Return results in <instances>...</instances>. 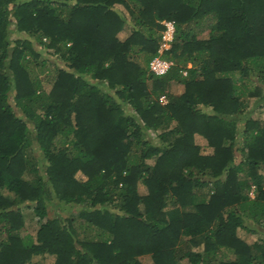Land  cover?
<instances>
[{
    "label": "trees",
    "instance_id": "1",
    "mask_svg": "<svg viewBox=\"0 0 264 264\" xmlns=\"http://www.w3.org/2000/svg\"><path fill=\"white\" fill-rule=\"evenodd\" d=\"M261 105L264 0H0V264H264Z\"/></svg>",
    "mask_w": 264,
    "mask_h": 264
},
{
    "label": "rangeland",
    "instance_id": "2",
    "mask_svg": "<svg viewBox=\"0 0 264 264\" xmlns=\"http://www.w3.org/2000/svg\"><path fill=\"white\" fill-rule=\"evenodd\" d=\"M11 20H12V22L9 25L10 36L12 38H16L17 36H20V33L18 34V32H17V25H16V22H15L14 16H11ZM126 26H130V25L127 24ZM126 32H129V30H126ZM126 32H123L122 35H124ZM43 56H50V55H47V51H44ZM53 58H55V57H53ZM53 68H55V64H54L53 59L51 61L48 59V61L46 62V65L44 67H38L37 68L38 70H41L40 73L42 74V76L44 78L43 80H44V83H45V87L47 89H49L51 87V84L49 83L50 81H48L49 78H50V76L48 74L51 73L50 70L51 69L53 70ZM253 83L254 82L246 81V85H248L250 87L254 86ZM172 90L176 91V92H179L181 90L180 84L178 85L177 82H173ZM10 100L14 101L13 94L10 95ZM255 102H256L255 98H250L249 99L248 110H250L255 105ZM262 106H264V105L255 107V111L261 112L262 109L260 107H262ZM123 108L127 109L126 106H124V105H123ZM254 113L257 114L256 112H254ZM160 131H161V129H158L156 131H154V130L151 131L150 130V134L152 136H156L158 134V132H160ZM155 138H157V136ZM197 141H199L201 143L205 142L204 139L202 137H199V136L197 137ZM203 145L205 147V144H203ZM204 147H203V150L204 151H208V149L204 148ZM146 160L148 162H151V163L154 162V158L153 157L147 158ZM78 176L79 177H85V175L83 173H81V172L78 173ZM253 188L254 187H252V189L250 191V194L252 196L255 195V192H254ZM139 190H140V192L144 193V192L148 191V187H147V185L144 182H141L139 184ZM55 198L56 197H54V199L52 200V203H51V205L49 207V214L48 215L49 216H54V215H58L59 214V215H61L63 217H66V216L70 215L71 214L70 211L73 210V209L69 208L68 204L62 205L59 202V200L55 199ZM23 210H24L26 224L21 228L20 231H21V233L23 235L32 234L33 236H36L37 229L39 228V226L41 225V223L44 221L45 218H43V219L39 218V216L35 214V212H34V210L32 209L31 206H25L23 208ZM250 224L252 225L253 223H250ZM252 226H256V225H252ZM260 229L262 230V233H260V232L259 233H251L250 236L248 237V240L247 239L246 240L248 242H250V243L257 242L261 238L260 234L262 235L264 233V227L262 226V227H260ZM239 230L241 232H243L244 228H239ZM0 237H1V235H0ZM194 248H196V247H194ZM40 259H42V258H39L38 255H34L32 257V260L28 261L27 264H36L37 261H39ZM140 259L142 260V262L144 264H154L153 257H152V255L150 253L141 255ZM54 261H55V257L53 255H49V254L42 259V262L44 264H54ZM187 263H188V261L186 259H182L179 262V264H187Z\"/></svg>",
    "mask_w": 264,
    "mask_h": 264
},
{
    "label": "built area",
    "instance_id": "3",
    "mask_svg": "<svg viewBox=\"0 0 264 264\" xmlns=\"http://www.w3.org/2000/svg\"><path fill=\"white\" fill-rule=\"evenodd\" d=\"M163 23L165 24V29L162 31L163 33L160 40L159 51L149 61V70L156 75L166 74L174 64V61L165 57L163 53L165 50L169 49L172 46L176 33V21L174 19L163 20ZM183 72L184 74L187 73L186 70H184ZM160 99L162 101H165V95H162Z\"/></svg>",
    "mask_w": 264,
    "mask_h": 264
},
{
    "label": "crops",
    "instance_id": "4",
    "mask_svg": "<svg viewBox=\"0 0 264 264\" xmlns=\"http://www.w3.org/2000/svg\"><path fill=\"white\" fill-rule=\"evenodd\" d=\"M202 137L203 139H204V143H201V142H199V141H197L200 145H201V147H202V150H203V147H204V145L203 144H205V147L204 148H207L208 149V151H204L203 150V152H211L212 151V147L211 146H208V144H207V139L204 137V136H202L201 134H196V140H197V137ZM203 145V146H202ZM259 231L260 230H257V231H255V232H250V231H248L246 228H244V231L243 232H241L240 230H239V234L243 237V238H245V239H247L248 240V237L250 236V234L251 233H259Z\"/></svg>",
    "mask_w": 264,
    "mask_h": 264
}]
</instances>
